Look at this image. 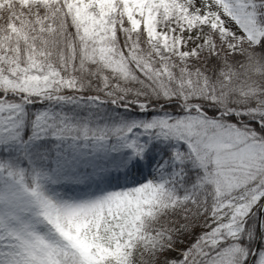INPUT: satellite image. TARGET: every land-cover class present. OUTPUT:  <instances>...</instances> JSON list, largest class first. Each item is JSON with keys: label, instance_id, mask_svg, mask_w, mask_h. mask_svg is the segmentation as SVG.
<instances>
[{"label": "snow or ice", "instance_id": "6c2138e0", "mask_svg": "<svg viewBox=\"0 0 264 264\" xmlns=\"http://www.w3.org/2000/svg\"><path fill=\"white\" fill-rule=\"evenodd\" d=\"M0 264H264V0H0Z\"/></svg>", "mask_w": 264, "mask_h": 264}]
</instances>
